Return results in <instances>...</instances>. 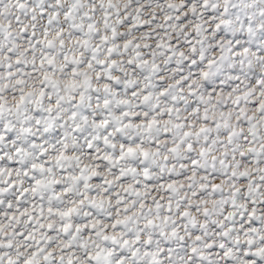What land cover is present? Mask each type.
Here are the masks:
<instances>
[{"label":"snow or ice","instance_id":"6c2138e0","mask_svg":"<svg viewBox=\"0 0 264 264\" xmlns=\"http://www.w3.org/2000/svg\"><path fill=\"white\" fill-rule=\"evenodd\" d=\"M0 264H264V0H0Z\"/></svg>","mask_w":264,"mask_h":264}]
</instances>
